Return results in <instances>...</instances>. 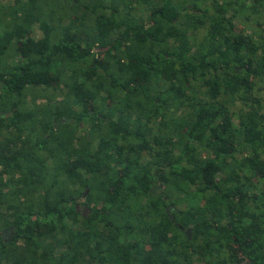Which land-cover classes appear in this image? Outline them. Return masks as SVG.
Segmentation results:
<instances>
[{"label":"trees","instance_id":"16d2710c","mask_svg":"<svg viewBox=\"0 0 264 264\" xmlns=\"http://www.w3.org/2000/svg\"><path fill=\"white\" fill-rule=\"evenodd\" d=\"M263 90L264 0H1L0 264H264Z\"/></svg>","mask_w":264,"mask_h":264},{"label":"rangeland","instance_id":"374dc122","mask_svg":"<svg viewBox=\"0 0 264 264\" xmlns=\"http://www.w3.org/2000/svg\"><path fill=\"white\" fill-rule=\"evenodd\" d=\"M148 8H146V7H143V8H141L140 9V13H139V15H141V16H143V17H146L147 16V14H148ZM239 25L241 26V27H245V29L246 30H251V25H250V23H248V22H245V21H242V20H240L239 21ZM33 35L35 36V37H39V36H42L43 35V32L40 30V29H38V28H36L35 30H34V32H33ZM16 58H17V56H15ZM262 96H263V103H264V90L262 91Z\"/></svg>","mask_w":264,"mask_h":264},{"label":"crops","instance_id":"0c3cea01","mask_svg":"<svg viewBox=\"0 0 264 264\" xmlns=\"http://www.w3.org/2000/svg\"><path fill=\"white\" fill-rule=\"evenodd\" d=\"M0 1H1V0H0ZM3 3H5V1H4ZM36 28H37V27H35L34 30H35ZM38 29H39V28H38Z\"/></svg>","mask_w":264,"mask_h":264}]
</instances>
